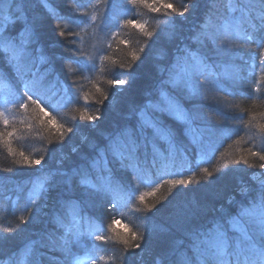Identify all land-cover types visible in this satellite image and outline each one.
I'll return each mask as SVG.
<instances>
[{"label": "trees", "instance_id": "trees-1", "mask_svg": "<svg viewBox=\"0 0 264 264\" xmlns=\"http://www.w3.org/2000/svg\"><path fill=\"white\" fill-rule=\"evenodd\" d=\"M93 1L97 0H31L29 16H35L41 22L42 54L51 60L53 74L49 79L58 77L68 86L65 99L71 97V103L58 112L47 107L48 115L42 117L44 124L31 112L34 106L27 114L22 109H13L18 130L11 138L13 153L10 154L8 146L0 142V262L12 258L16 264L21 261L29 264L36 259L39 264H72L75 258L78 264H91L92 259L104 256L105 261L96 259V264H122L119 257L123 245L115 241V233L108 227L112 225L116 233L128 238L132 231L145 235L144 250H137V255L128 257L123 264H157V260L173 247L179 245L180 250H185L189 234L208 225L210 220L226 214L235 215L239 204L248 200L241 198L240 189L254 186L250 178L264 172L259 167L264 161L249 155V149L264 152L258 128L264 123V71L259 63L262 50L256 41L240 40L233 35L231 39L236 46L230 52L220 54L211 44L204 51L210 57V63L238 66L242 79L237 82L221 80L223 90L204 92L206 83L204 77H200V94L188 96L181 102L189 115H195L193 128L200 130L202 139L193 143L192 135L185 134L187 124L164 116L165 123L176 132L174 156L167 157L168 145L157 141L159 155L155 165H147L143 182L133 171L114 172L123 193L129 194L130 198L124 195L123 199L115 200L112 195L102 194L81 204L83 214L101 223L105 233L114 237L113 241L103 244L94 238H83L81 243L71 245V255L64 251L58 239L60 232L50 221L51 213L59 210L56 203L58 193L63 192L66 198H77L74 192L68 191L65 183L72 169L84 163L86 154H94L92 145L103 147L109 134L136 124L139 109L149 98H158L156 89L166 76L159 69L175 58L178 48L185 45L195 48L189 37L200 31L209 19L208 0H193L198 4L197 9L184 17L171 12L165 15L163 10L152 12L144 4L134 7L125 4L127 11L118 19L112 18L111 10V4L118 0H109L108 7L98 4L103 10L95 13L96 21H91L88 12ZM45 2L51 11L44 6ZM119 2L124 3V0ZM165 2L179 7L187 0ZM221 2L218 0V7ZM69 19L75 23H67ZM124 19L144 24L145 30L153 32L152 37H146L143 31L132 25L119 27L117 31ZM57 23L66 24L64 37L56 34ZM211 23L216 26L221 21L212 16ZM77 25L89 26V29L77 31L79 35H76ZM242 29L250 32L246 25H242ZM109 30L110 34L107 33ZM78 51L83 55H78ZM132 52L140 56L135 63L131 59ZM252 54L257 62L254 69L245 64ZM101 56L108 59L101 60ZM77 62H85L87 70ZM129 64L133 65L131 74L127 68ZM44 67L47 65L42 66V70ZM113 79L128 80L129 83L110 85L108 82ZM3 80H9L12 89L23 95V83L7 64L0 65V81ZM258 83L260 92L256 91ZM97 88L101 91L98 92ZM101 93L109 96L102 105L96 102L103 98ZM5 95L0 84V102ZM85 109L93 114L99 109L101 119L95 125L79 119L80 112ZM51 117H55V125L47 124ZM250 119L252 123L248 127L241 122ZM27 124H32V128H27ZM60 124L64 128L57 131ZM68 128L72 131H67ZM0 131H4L2 123ZM148 134L151 135V130ZM21 152L30 160L43 157L41 164H18L17 161L23 159ZM147 152L151 161L150 146ZM241 156H246L249 163L235 164L234 161ZM204 169L213 176L208 177ZM181 178H191V183L175 188L167 183ZM42 184L48 189L47 193L40 187ZM157 184L160 187L153 193ZM142 193H152L145 196L144 203L138 199ZM146 204L155 207L147 211ZM113 220L118 223L113 224ZM9 228L11 232L6 231ZM93 244L98 246L95 251H92ZM29 247L34 255L25 256ZM192 255L191 250H187V256L192 258Z\"/></svg>", "mask_w": 264, "mask_h": 264}, {"label": "snow or ice", "instance_id": "snow-or-ice-1", "mask_svg": "<svg viewBox=\"0 0 264 264\" xmlns=\"http://www.w3.org/2000/svg\"><path fill=\"white\" fill-rule=\"evenodd\" d=\"M218 0H208L209 19L201 26L200 31L195 32L189 37L191 44L178 48V54L164 68L159 69L166 76L161 79L156 89L157 99L149 98L137 113V122L134 126H124L118 128L115 132L109 134L105 139L103 147L92 145L94 154H86L83 157L84 163L72 169V173L65 182L68 185V191L74 192L76 199L65 197L63 192L58 193L56 203L59 210L51 213V224L56 231L60 232L58 237L60 247L71 255V245L81 243L83 238H94L103 244L112 242L114 237L105 233L103 225L97 223L91 217L83 214L81 204L96 195H112L115 200L123 199L124 195L120 182L115 178V171H133L143 182L147 175V165H155L156 157L159 155L157 141H164L167 145V157H172L176 151L175 136L176 132L171 126L165 123L163 117H173L188 125L185 134L192 135L193 143L202 139L199 135V129L193 128L195 115H189L182 107V100L188 96L200 94V77H204L207 85L206 90H223L220 84L221 80L229 79L237 82L242 79L241 69L236 65H222L210 63V57L204 51V48L211 44L218 50L223 51L224 46L233 48L236 42L231 39L233 35L244 41H256L258 48L262 50L260 56L264 57V0H222L219 7ZM103 3L108 7L109 0H97V4ZM127 6H136L144 4L152 12H161L167 15L169 12L184 17L191 11L197 9L198 4L193 0L181 3L179 7L165 0H124V3L116 2L111 4L113 19H118L123 15ZM158 5V6H157ZM51 11L50 5L45 2L44 5ZM32 7L31 0H0V65L7 64L14 72L16 77L23 83V95H18L11 87L9 80L0 81L5 89L6 95L0 102V123L4 126V131H0V142L8 146L10 154L13 149L10 146L11 138L18 131L15 126L16 117L13 115V109H22L25 114L31 112L44 124L43 116H47L45 111L47 107L54 111L67 107L71 103V97L65 99L68 92V86L64 85L59 78L49 79L53 74L51 60L43 55V49L40 46L41 22L35 16H29V9ZM239 13L238 16L233 15ZM216 16L221 23L213 26L211 17ZM97 16L93 14L91 21H96ZM63 19V18H58ZM67 23H75L68 20ZM132 25L143 31L146 37H152L153 32L145 30L144 24H139L133 19H124L122 26ZM246 25L250 32L242 29ZM66 24L57 23L56 34L64 37ZM71 34V33H70ZM76 35H79L76 33ZM75 43V40L72 41ZM123 43V42H122ZM142 52L143 49H140ZM78 55H83L81 51ZM132 62L140 59L136 52L131 54ZM88 59H91L89 57ZM101 60L108 57L101 56ZM82 69L87 70L85 62H77ZM261 70L264 71V58L259 59ZM47 65L42 70V66ZM255 66V65H254ZM124 67V65H121ZM133 65H127L129 74ZM219 68V71L216 69ZM231 69V70H229ZM71 70V69H70ZM264 78V77H262ZM110 85H127L128 80L113 79L108 82ZM57 84L60 87H57ZM261 88L257 84L256 91ZM97 91L101 90L97 88ZM102 99L96 101L103 104L109 99L108 94L101 93ZM26 98V99H25ZM87 104V96L84 97ZM264 115V114H262ZM75 119V117H74ZM79 119L85 120L89 125L101 119L99 109L96 113H90L85 109L79 114ZM24 123V121H20ZM55 117H51L48 125H55ZM245 127L251 125L252 120L241 121ZM11 127V130L8 129ZM31 129L32 124H27ZM64 125L60 124L59 129ZM259 133L264 142V123L259 124ZM148 130H151L149 136ZM71 132L72 129L68 128ZM61 141L64 134L60 132ZM87 139V138H85ZM152 149V159L149 161L147 148ZM144 150V151H142ZM75 151V149H73ZM249 155L258 157L264 161V152L252 151L249 149ZM22 160L18 164L27 166L40 165L43 157L40 159H29L24 153H20ZM248 164V158L241 156L234 161L235 164ZM255 167V165H251ZM264 169V163L259 164ZM208 177L213 173L204 169ZM62 175H66L62 173ZM264 173L261 177L253 176L254 180L259 181V186L254 190V194L249 196L247 203H240L235 215L226 214L223 217L214 218L205 225L188 236V242L185 250H180L179 245L173 247L170 252L163 254L162 259L157 260V264H264ZM199 182V181H198ZM172 187L187 185L191 183V178L185 180L173 179L167 181ZM44 192L48 189L40 185ZM160 185L157 184L153 189L155 193ZM242 194H248L253 190L248 187L240 189ZM152 193H142L138 199L144 203L145 196ZM130 198V195H129ZM232 201L230 200V203ZM155 205H145V210L151 211ZM139 210V209H138ZM118 221L113 220V224ZM109 230L115 233V241L123 245L120 260L123 262L130 256H136L137 250L143 251L144 233L136 231L131 232V237L116 233L115 228L109 225ZM11 232L12 229H6ZM103 233V234H102ZM93 244L92 251L97 249ZM191 250L192 258L187 256V250ZM25 256L34 255L29 247ZM96 259L105 261L104 256H99L91 260V264H96ZM111 259V258H109ZM0 264H16L12 258ZM23 264V261L20 262ZM29 264H39L38 259L30 261ZM72 264H78L74 258Z\"/></svg>", "mask_w": 264, "mask_h": 264}, {"label": "rangeland", "instance_id": "rangeland-1", "mask_svg": "<svg viewBox=\"0 0 264 264\" xmlns=\"http://www.w3.org/2000/svg\"><path fill=\"white\" fill-rule=\"evenodd\" d=\"M101 10H103V9H102V8H99V5L97 4V1H93V2L90 4V6H89L88 19L90 20V17H91L93 14H95V13L101 11ZM95 15H96V14H95ZM98 15H99V14H98ZM107 33L110 34L111 31L109 30V31H107ZM232 49H233V48H227V46L225 45L223 51H220V50H218V51H219L220 54H223V55H224V54L230 52ZM247 58H248V57H247ZM262 58H264V57H262ZM249 59H250V60L248 61V63H247L246 60H245V64H248L247 66H248V67H251L250 69H254V68H256V66H257L256 56H255L254 54L249 55ZM254 65H255V66H254ZM206 89H207V85L205 86V88L203 89V91L206 92V91H207ZM206 96H207V95H206ZM263 173H264V172H263ZM258 177H261V175L258 176ZM262 178H264V177H262ZM250 179H251V181H252V184H254V186H252V187H249V186H248V188L252 189L253 191L250 192V193H248L247 195H246V194H242L241 191H240V196H241V198H242V197H245V198L248 199L249 196H251V195L254 194V190L259 186V181H258V180H254L253 177H251Z\"/></svg>", "mask_w": 264, "mask_h": 264}, {"label": "bare ground", "instance_id": "bare-ground-1", "mask_svg": "<svg viewBox=\"0 0 264 264\" xmlns=\"http://www.w3.org/2000/svg\"><path fill=\"white\" fill-rule=\"evenodd\" d=\"M79 28H77L76 30H75V32L74 33H76L77 31L79 32V31H81V32H85V29H89V26H81L80 27V25H77ZM73 27V26H72Z\"/></svg>", "mask_w": 264, "mask_h": 264}]
</instances>
